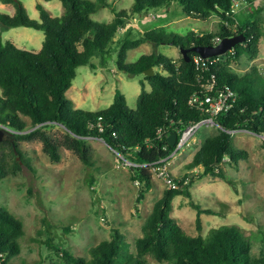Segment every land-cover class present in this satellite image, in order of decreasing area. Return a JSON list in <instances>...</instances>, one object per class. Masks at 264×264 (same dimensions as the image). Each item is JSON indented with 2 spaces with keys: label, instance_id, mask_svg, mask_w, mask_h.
Returning a JSON list of instances; mask_svg holds the SVG:
<instances>
[{
  "label": "trees",
  "instance_id": "16d2710c",
  "mask_svg": "<svg viewBox=\"0 0 264 264\" xmlns=\"http://www.w3.org/2000/svg\"><path fill=\"white\" fill-rule=\"evenodd\" d=\"M3 1L14 3L16 7L14 14L0 12V86L3 92L0 122L19 131L6 134L0 140V147L8 144L11 148L13 172L22 167V162L33 160L24 154L21 141L40 139L44 151L54 160L60 159V147L70 149L92 165L88 138L99 137L133 163L132 179L141 185L140 203L152 187L153 171L144 164L158 160L175 148L167 139L158 138V128L178 129L200 119L203 112L189 103L190 97L196 91H203V85L213 76L216 78L213 94L228 88L236 95L233 106L217 118L223 128H245L257 134L264 132V80L259 85L256 69L244 75L231 69V62L238 61L243 54L250 59L258 56L262 30L254 20V12L239 19L241 24L237 23V15L232 12L235 0H134L129 10L114 9L115 16L111 21L92 17L101 7L113 6L109 0H62L65 11L55 16L44 3L38 2L40 19L29 15L22 0ZM246 1L251 5L256 0ZM173 3L180 4L188 16L209 19L219 15L222 18L219 31L191 29L181 35L159 25L146 30L140 37L125 40L118 56L119 68L129 74L144 75L137 107L130 108L127 96L120 88L114 101L105 108L76 107L67 91L73 85L77 68L91 63L99 52H106L128 19L138 13L152 15L151 9L166 8L169 11ZM17 26L44 31L42 48L28 50L5 40V30ZM238 33H245L247 39L229 50L226 59L221 55L211 57L206 63L201 59L198 66L195 58L201 55L197 51L190 50V60L183 55L179 63L168 54L155 50L127 62L128 51L145 42L157 47L172 43L180 49L192 48L215 44L218 37L222 40ZM152 67L155 73L145 74ZM146 82L150 83V90L146 88ZM25 117H30L31 122ZM51 123L64 127V133L48 132L45 128ZM244 159L247 160L245 148L238 147L233 135L221 128L202 141L188 164L189 169L201 167L202 175H186L178 179V188L164 190L143 224V235L133 246L122 232L114 229L111 238L90 247L89 257L63 250L64 258L68 264H264V251L253 252V232L246 234L240 226L226 223L211 228L208 234H190L172 214L178 195L193 196L191 188L198 177L219 175L232 183L223 164L240 167ZM7 167L0 156V179L8 174ZM188 176L190 181L185 183ZM192 205L198 209L199 224L203 212L224 214L221 209L202 208L195 202ZM24 234L23 221L0 205V264H14L12 258L21 253L20 239ZM255 237L263 240V230Z\"/></svg>",
  "mask_w": 264,
  "mask_h": 264
},
{
  "label": "rangeland",
  "instance_id": "374dc122",
  "mask_svg": "<svg viewBox=\"0 0 264 264\" xmlns=\"http://www.w3.org/2000/svg\"><path fill=\"white\" fill-rule=\"evenodd\" d=\"M22 1L29 15L36 19H40L38 2L55 9L50 10L54 16L65 11L62 0ZM109 1L113 6L98 9L92 15L94 19L111 21L115 16L114 9L129 10L134 3V0ZM235 6L237 23L240 24L239 19L254 12L262 37L258 56L250 59L243 54L238 61L231 62V69L240 75L256 69L261 85L264 80V0H256L251 5L246 0H235ZM14 10V3L0 0V12L14 14ZM149 12L152 15L138 13L128 19L106 52H99L91 63L77 68L73 85L67 91L76 107L91 110L105 108L114 101L119 88L126 94L130 108L137 107L144 75L129 74L119 68L118 56L125 40L140 37L146 30L159 25H165L169 31L174 30L181 35L191 29L217 32L222 20L216 14L209 19L188 16L178 3H173L169 11L162 8ZM4 35L28 50L40 49L45 39L44 31L26 26L8 28ZM155 50L181 62L183 53L178 46L163 43L157 47L151 42L130 49L127 62L136 61L142 54ZM226 54L221 57L226 59ZM146 88L151 89L150 83L146 82ZM25 118L31 122L30 117ZM45 129L51 134L64 133V127L57 123L48 124ZM219 131L220 128L202 127L195 134L196 142L192 147L177 154L172 165L177 179L190 174L202 175L201 167L189 169L188 164L202 141ZM233 138L238 147L247 151V160L244 159L240 167L223 164L226 175L233 182L219 175L198 177L191 188L193 196L178 195L172 214L190 234H208L211 228L222 224H236L246 234L253 232V252L259 254L264 251V239L255 237L261 230L264 232V138L245 128L239 129ZM88 140L92 165L85 163L70 149L60 147V159L54 160L44 151L40 139L21 141L24 154L33 157V160L31 163L22 162V167L16 172L11 168L14 161L11 148L8 144L0 147V156L9 168L8 174L0 179V205L19 217L25 226V234L20 239L22 251L12 258L14 264H68L63 250L89 257L90 247L111 238L114 229L122 232L131 246L143 235V224L155 201L168 187L152 174V187L138 203L141 185L132 179L133 164L124 161L123 154L103 138L89 137ZM192 202L202 208L221 209L224 214L203 212L199 224L198 209ZM49 240L51 243H48Z\"/></svg>",
  "mask_w": 264,
  "mask_h": 264
},
{
  "label": "built area",
  "instance_id": "2783aa9c",
  "mask_svg": "<svg viewBox=\"0 0 264 264\" xmlns=\"http://www.w3.org/2000/svg\"><path fill=\"white\" fill-rule=\"evenodd\" d=\"M232 12L236 13L235 3ZM219 42H221L220 37L216 39L215 44H218ZM210 58L205 59L202 56L200 57L197 56L195 60L199 66L201 59L204 60V63H206L207 60H209ZM215 84H216V78L215 76H213L207 83L203 85L204 86L203 91L202 90L196 91L190 97L189 103L203 112V116L200 119L192 122L188 126L178 129H172L171 127H165V126H161L158 128L157 134H158V138L161 140L167 139L169 141V136L171 135L172 131L176 130L178 132L177 142L175 145H173L175 146V148L169 154L160 157L158 160L154 162H150L149 164H144V165L150 166L151 170L153 171V174L157 175L160 179H162L168 188H178L180 186V183L172 167L174 159L176 158L177 154L182 152V150L192 147V145L196 142L195 134L202 127H207L212 129L222 128L230 132L232 135H235L239 130V129H225L219 123L217 119L218 116L220 115V113L229 110L233 106V101H235L236 95L233 94L228 88L219 89L216 92V94H213V91L215 90ZM0 127L2 129H5L6 131H12L13 133L19 132L13 129L11 126L2 122H0ZM260 135L263 136L264 138V132L260 133ZM164 148L167 149L168 146L164 145ZM122 159L124 161L126 160L130 162L123 155H122ZM189 181H190V176L186 177L185 183H189Z\"/></svg>",
  "mask_w": 264,
  "mask_h": 264
},
{
  "label": "water",
  "instance_id": "95a60500",
  "mask_svg": "<svg viewBox=\"0 0 264 264\" xmlns=\"http://www.w3.org/2000/svg\"><path fill=\"white\" fill-rule=\"evenodd\" d=\"M247 39L245 33H238L231 36L224 37L221 42L218 44H209V45H196L192 48L181 47V51L187 61L190 60L188 55L190 50L197 51L203 58L208 59L214 56H220L226 54L229 50L233 49L237 44L244 42ZM155 69L152 67L145 71V74L153 75ZM30 131V130H29ZM28 132V131H25ZM6 134H14L12 131H6L0 127V140L5 137ZM178 132L176 130L172 131L169 136V141L172 145H175L177 142Z\"/></svg>",
  "mask_w": 264,
  "mask_h": 264
},
{
  "label": "crops",
  "instance_id": "0c3cea01",
  "mask_svg": "<svg viewBox=\"0 0 264 264\" xmlns=\"http://www.w3.org/2000/svg\"><path fill=\"white\" fill-rule=\"evenodd\" d=\"M3 1V0H2ZM4 2V1H3ZM5 3H11V2H5ZM12 4V3H11ZM47 5V4H46ZM50 10H54L55 11V9H53V8H50ZM14 13L16 12V7H15V10L13 11ZM53 12V11H52ZM4 38H5V40H10V39H8L7 37H5V35H4ZM12 38H15L14 36H12ZM11 41H13L14 43H16L19 47H20V45H19V43L17 42V41H15V40H11ZM43 45V44H42ZM22 48V47H21ZM42 48V47H41ZM40 48V49H41ZM40 49H38V50H34V51H39Z\"/></svg>",
  "mask_w": 264,
  "mask_h": 264
}]
</instances>
